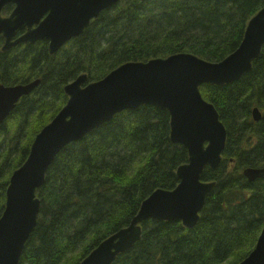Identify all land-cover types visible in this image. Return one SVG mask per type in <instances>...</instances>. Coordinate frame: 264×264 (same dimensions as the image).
Instances as JSON below:
<instances>
[{
    "label": "trees",
    "instance_id": "trees-1",
    "mask_svg": "<svg viewBox=\"0 0 264 264\" xmlns=\"http://www.w3.org/2000/svg\"><path fill=\"white\" fill-rule=\"evenodd\" d=\"M262 7L264 0H122L55 55L46 41L3 52L0 36V85L39 80L0 125V217L12 173L66 104L67 84L81 75L97 82L122 64L179 53L218 63L239 47ZM11 10L5 6L3 16ZM199 90L226 130L220 165L201 175L215 186L199 220L191 230L178 221L142 222L140 240L112 264H238L254 249L264 226V181L249 182L243 171L264 168V46L238 82ZM187 161V151L170 141L166 110L144 106L115 115L55 157L36 193L37 225L19 264H80L127 228L154 191L173 190Z\"/></svg>",
    "mask_w": 264,
    "mask_h": 264
},
{
    "label": "water",
    "instance_id": "water-1",
    "mask_svg": "<svg viewBox=\"0 0 264 264\" xmlns=\"http://www.w3.org/2000/svg\"><path fill=\"white\" fill-rule=\"evenodd\" d=\"M122 0H0V36L5 52L21 44L48 42L55 55L72 39L81 36L90 22ZM144 2L147 0H136ZM11 5L8 16L5 6ZM264 46V7L248 22L239 47L218 63L179 53L147 62H128L97 82L86 75L64 87L67 102L35 136L26 161L8 183L0 217V264H19L26 242L37 225L40 201L37 191L55 157L67 145L111 121L124 111L149 106L170 116V141L182 146L187 163L176 171L178 185L171 191L157 189L140 205L124 228L101 242L80 264H112L141 237L144 221H178L193 229L215 182L201 181L206 168H218L225 148L226 130L214 106L199 91L202 85H228L249 73ZM39 80L14 86L0 85V125L17 103L30 95ZM252 110V119H261ZM249 181L262 179L264 168H247ZM238 264H264V226L254 249Z\"/></svg>",
    "mask_w": 264,
    "mask_h": 264
}]
</instances>
